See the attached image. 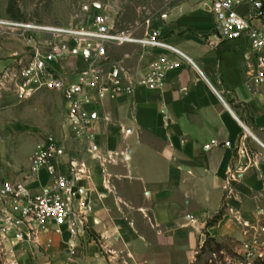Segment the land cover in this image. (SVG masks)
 <instances>
[{
  "label": "crops",
  "instance_id": "crops-1",
  "mask_svg": "<svg viewBox=\"0 0 264 264\" xmlns=\"http://www.w3.org/2000/svg\"><path fill=\"white\" fill-rule=\"evenodd\" d=\"M184 1L196 5L161 8L162 19L150 24L187 58L136 44L111 49L113 61L135 78L163 53L181 66L168 73L161 90L138 87L132 96L89 106L98 158L84 139L73 137L64 104L67 124L56 128L66 147L60 169L67 172L70 161L85 165L74 205L81 200L93 210L77 234L67 226L58 234L49 224L41 245L15 244L18 264H193L208 237L220 247L242 238L241 221L264 232V100L250 82L248 43L221 40L212 14ZM75 62L56 67L70 74ZM10 63L0 59V75ZM54 104L47 106L56 116ZM51 119L63 122L58 115ZM30 164L21 174L10 162L0 184L25 180L33 192L49 185L47 170L32 176Z\"/></svg>",
  "mask_w": 264,
  "mask_h": 264
},
{
  "label": "built area",
  "instance_id": "built-area-1",
  "mask_svg": "<svg viewBox=\"0 0 264 264\" xmlns=\"http://www.w3.org/2000/svg\"><path fill=\"white\" fill-rule=\"evenodd\" d=\"M215 19V30L221 40H245L252 60L250 82L264 100V0H194ZM262 5V6H261ZM88 17L80 24L41 25L31 22H6L27 33L29 58L20 67L8 66L0 75V90L12 92L19 102L39 92H54L62 96L67 110V121L72 135L85 140L87 152L98 158V147L90 128L93 116L89 106L119 96H132L138 87L161 90L166 87L167 75L181 66L171 61L166 53L155 59L149 71L140 78L132 77L123 65L113 61L111 49L128 44L153 50H163L187 58L177 47L169 44L161 33L146 22L143 33L138 27L118 28L111 25L104 14L85 6ZM31 33H45L46 41H37ZM90 54V55H88ZM76 59L74 71L66 74L57 63ZM66 155L63 142L52 134L41 138L33 150L30 174L38 176L46 169L51 183L33 192L25 180L7 179L0 184V259L2 264H18L15 244L41 245V235L48 225L55 232L63 228L77 234L78 226L93 208L81 200L74 205L75 182L85 174V165L69 162L63 172L61 162ZM235 175L231 174L230 181ZM230 183L227 184V189ZM250 226L249 223H245ZM261 231L244 244L246 257L257 258L249 264L264 260V240ZM10 247H5V243ZM52 238L46 240L50 247ZM112 254V251H108ZM258 262V263H257ZM123 264H144L124 261Z\"/></svg>",
  "mask_w": 264,
  "mask_h": 264
},
{
  "label": "rangeland",
  "instance_id": "rangeland-1",
  "mask_svg": "<svg viewBox=\"0 0 264 264\" xmlns=\"http://www.w3.org/2000/svg\"><path fill=\"white\" fill-rule=\"evenodd\" d=\"M186 3L188 2L184 0H0V59L11 60V67H20L21 63H26L29 58L27 33L5 24L6 22L60 26L80 24L88 17L89 14L84 8L89 6L92 11L98 9L115 27L141 29L147 21L155 24L162 19L161 8H174ZM188 4L196 5L194 2ZM30 35L37 41L49 39L45 33L30 32ZM4 93L5 97L4 94L0 97V171H8L11 168L10 162H14L18 173L22 174L29 168L28 162L36 143L48 134L59 137L57 126L65 128L66 119L61 111L64 102L54 92H40L23 102H19L12 92ZM53 103L54 107L60 110L56 116L53 109L47 106ZM57 115L60 121L63 120L60 125L51 119V116L55 118ZM240 223L246 228L242 238H230L220 243L221 247L211 242L205 251L199 250L193 264L256 262L257 258L248 259L243 249L244 244L251 240L256 231L251 225L246 226L244 221ZM262 239L264 240V235ZM260 261L264 260H258Z\"/></svg>",
  "mask_w": 264,
  "mask_h": 264
},
{
  "label": "trees",
  "instance_id": "trees-1",
  "mask_svg": "<svg viewBox=\"0 0 264 264\" xmlns=\"http://www.w3.org/2000/svg\"><path fill=\"white\" fill-rule=\"evenodd\" d=\"M221 213H222V212H220V213L216 216V218H214L213 220H211V221L208 223V225L214 223L215 221H217V219H219V218L221 217ZM211 240H212V239L208 237V239L206 240L205 245L202 247V250H203V251H205V249H206L207 247H209V244H210ZM259 264H264V261H260Z\"/></svg>",
  "mask_w": 264,
  "mask_h": 264
},
{
  "label": "water",
  "instance_id": "water-1",
  "mask_svg": "<svg viewBox=\"0 0 264 264\" xmlns=\"http://www.w3.org/2000/svg\"><path fill=\"white\" fill-rule=\"evenodd\" d=\"M262 6V5H261ZM88 55H90V54H88Z\"/></svg>",
  "mask_w": 264,
  "mask_h": 264
}]
</instances>
